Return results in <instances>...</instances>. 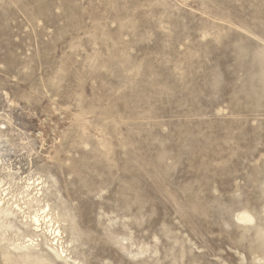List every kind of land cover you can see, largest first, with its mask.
Masks as SVG:
<instances>
[{
    "label": "rangeland",
    "instance_id": "1",
    "mask_svg": "<svg viewBox=\"0 0 264 264\" xmlns=\"http://www.w3.org/2000/svg\"><path fill=\"white\" fill-rule=\"evenodd\" d=\"M262 62L264 0H0V195L61 230L0 264H264Z\"/></svg>",
    "mask_w": 264,
    "mask_h": 264
},
{
    "label": "bare ground",
    "instance_id": "2",
    "mask_svg": "<svg viewBox=\"0 0 264 264\" xmlns=\"http://www.w3.org/2000/svg\"><path fill=\"white\" fill-rule=\"evenodd\" d=\"M25 186H26V189H27L26 191H29L31 189V186H30L29 183L27 185H25ZM20 196L22 197L21 194H20ZM25 205H26V203H20L18 201L16 203H14V204H10L8 200L6 201L5 198H2L1 195H0V212L2 210L6 209V210H9L10 213L13 210V213L14 214L17 213V212L23 214L24 216H26L25 217L26 223H28V224H26V226H28L30 224L34 225L36 227V233L43 230L42 227H43L44 224L45 225H48V227H46V228L48 230L51 229V233L53 235H55V237H58V239H59V235H61L60 234L61 233L60 232L61 230L58 229L59 227H56V225H58V223L57 224L54 223L55 222V221H53L54 216L53 217H49L48 216V214H47L48 213L47 212L48 211L47 209L49 208L48 205H47V207H44L42 209H37L35 214H33L32 212H27L30 208L32 209V207L31 206L28 207L27 206L28 204L26 206ZM34 237H36V236H34ZM34 237L31 238V239L28 238L29 239V242H32L31 246L33 245ZM60 237H62V236H60Z\"/></svg>",
    "mask_w": 264,
    "mask_h": 264
},
{
    "label": "water",
    "instance_id": "3",
    "mask_svg": "<svg viewBox=\"0 0 264 264\" xmlns=\"http://www.w3.org/2000/svg\"><path fill=\"white\" fill-rule=\"evenodd\" d=\"M260 65H261V66H260V70H259V72H258V74H257V77H258L259 79H261V81H262V83H263L262 89H263V91H264V62H262Z\"/></svg>",
    "mask_w": 264,
    "mask_h": 264
}]
</instances>
